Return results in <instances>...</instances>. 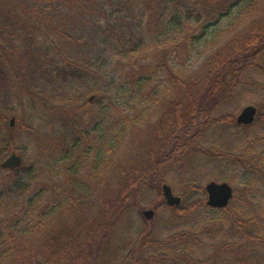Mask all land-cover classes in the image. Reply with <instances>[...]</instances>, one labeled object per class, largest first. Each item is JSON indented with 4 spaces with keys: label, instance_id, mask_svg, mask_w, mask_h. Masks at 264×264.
I'll use <instances>...</instances> for the list:
<instances>
[{
    "label": "trees",
    "instance_id": "1",
    "mask_svg": "<svg viewBox=\"0 0 264 264\" xmlns=\"http://www.w3.org/2000/svg\"><path fill=\"white\" fill-rule=\"evenodd\" d=\"M201 1L200 6V0H0V149L13 150L6 132L12 127L8 115L15 116V124L33 138L37 152L55 158L45 165L47 177L55 173V162L65 163L67 175L53 196L48 195L52 188L35 184L38 188L20 209L18 194L43 175L36 160L10 168L14 178L0 187V200L6 211L20 209V215L31 218L24 231L32 237L42 232L45 240L37 248L0 249V260L264 264V203L256 199L260 191L253 180L264 171V150L250 151L242 145L244 139L217 143L204 141L202 135L211 126L249 131L258 119L237 124L224 103L238 86L250 83L241 73L253 62L250 57L264 50V37L254 38L260 28L252 27L244 43L227 51L219 48L207 59L205 75L186 73L184 64L134 74L125 63H113V55L130 61L159 47L170 56L183 45L195 48L207 28L232 8L260 5L258 0ZM189 19L196 28L188 26ZM108 49L112 55H105ZM12 95L26 98L31 118L44 119L43 131L1 102ZM257 112L264 116V105ZM207 142L213 148L210 162L219 167L213 176L233 189L229 203L214 208L199 198L170 206L180 215H198L186 229L161 238L142 232H137L138 239L117 234V214L127 209L125 202L156 178L173 185L168 171L189 155L203 154L199 149ZM186 183L191 193L204 191L192 180ZM39 198H48L46 207H38ZM2 227L0 223V240ZM9 240L13 242L12 235Z\"/></svg>",
    "mask_w": 264,
    "mask_h": 264
},
{
    "label": "rangeland",
    "instance_id": "2",
    "mask_svg": "<svg viewBox=\"0 0 264 264\" xmlns=\"http://www.w3.org/2000/svg\"><path fill=\"white\" fill-rule=\"evenodd\" d=\"M257 3L260 5H253L252 8H250L251 6L245 7L244 5H239L232 8L230 12L220 18V20L216 22V24H213L209 28H207V31L202 36V40L197 44L195 48L183 45L182 47L180 46L175 48L170 56L168 52H163V49L159 47V49L156 51L133 57L130 59V61H127V58H124L123 56L113 55L114 59L116 60L113 63H125L126 68L129 69V72L134 74L155 73L157 72V70H159L161 65L162 67L167 66L169 68V66L173 63V65L175 64L174 66L176 67L181 66L182 64L186 65L187 67L185 72L188 74L193 71L199 72L201 73V75H205L206 71L203 69L205 68L207 59L216 51L221 50L219 48L223 47L225 51H227L228 48L232 47V45H235L236 43L237 45L240 43H244V37H247L249 35L248 31L254 26L256 27V29L260 28L259 30H261V33H259L260 36L258 37L255 34L254 38L262 39V37H264V12L259 14L261 12V10L259 11V8L264 7V0H258ZM201 4L202 1L200 0L198 5L201 6ZM134 18L129 19V21L133 20ZM192 20L193 19H189L187 24L189 27L196 28L197 24ZM129 21L127 22L128 24L131 23ZM250 36L251 35H249L245 40L248 41ZM146 40H149L150 42L151 37L148 35ZM233 51L234 49H231L230 53H234ZM105 53V55H112V50L108 49ZM250 58H253V62L246 65L247 67L245 69L247 72L242 71L241 73L242 77H245L246 75L250 77V83L244 85L241 84V86H238L237 90H235V93L230 96L229 99L224 103L227 110L232 113L234 112L235 116L237 115V112L240 111V109L245 105L252 104L255 105L257 109L261 108L264 105V50L258 52L256 57L254 54V56ZM237 59L242 58L237 57ZM167 67L166 69H168ZM165 71L167 72V70H164L162 73L165 74ZM82 87H84V85ZM82 87H80L81 89L79 90V92L84 93V89ZM25 99L26 98L12 95L9 96L8 99L5 98L1 100V102L3 101V103H8V105H11L12 108L19 110L18 112L21 114L22 119H24L23 121L25 123L31 124L36 129L43 131L46 128L43 122L44 119L38 120L31 118L30 113L27 111ZM11 116L12 115H8V119H10ZM257 116L258 119L253 123V127H251L249 131L240 129L238 131L234 130V132H231V129L226 128L225 126H211L204 132V134H202L204 135L203 140H209L210 142V140L216 139L217 143H223L224 141L232 139H239V141L240 139H244V142L241 143L242 145H247L250 151L255 152L264 150V116H260L258 112ZM14 119V125L12 127H9L6 132V136L11 137L13 141V143H11L13 144V150L10 149L7 151H1L0 149V162L3 161L8 155H10L9 153L16 152L17 154L21 155L23 164H30L33 160L39 162L40 165L39 167H37L39 168L38 172L39 174L43 175L42 178L34 183L31 188L18 194V199L16 200L18 203L17 207L23 209L27 202L28 196L36 191V188L40 187L39 182L41 185L46 184L48 190L52 188V190L49 191L48 195L53 196L56 193V190L54 188H58L57 185H59L60 187V185L65 183L64 181L66 180L67 175L64 170L65 163L55 162V173H52V175H49V177H47V166L45 165L49 164L51 162V159L55 158L48 157V155H46L42 151L38 153L33 138L31 139L24 130L20 129L18 125L15 124L16 118ZM125 145L127 146V144ZM203 146V148L199 149V151L203 150V154H196L193 156L189 155L187 158H185L186 160L181 163V166L177 164L178 166H173L172 171H168L170 177L174 179L173 185L176 190H174L172 184L168 185L171 186L174 195H178L181 197L179 206H183L190 201L199 200V198L203 200V202H206L207 200L205 190L202 192H198V194H195L194 192L191 193L188 188L189 185L188 183H186L187 180H192L196 185H198V187L199 185L204 186L209 181L219 182L213 176L214 173H218L219 167L218 165L212 164L210 162V160H213L210 157L211 149L209 148H212V145H209V143L207 142L206 144H203ZM198 156H200V161ZM191 159H194V161H191ZM261 172L264 173L263 170H261ZM257 173L259 175H255L253 177L254 183L256 182L258 184L260 191L257 195L258 198L256 199L262 200V202L264 203V178L262 176V173ZM13 178V171H11L10 169L0 168V187L6 188V186H8ZM163 183L165 182H162L161 179L156 178L154 181L147 184V188L145 191L140 192V194L138 193L139 195L135 196L134 199L125 202L127 204L125 206V209H127L124 211L120 210L117 214L119 215V218L116 222L117 234L118 232L122 233L123 235L125 233L126 235L131 234L130 237L138 239V237H136L137 232H142L144 234L149 233L152 237L155 238H161L163 235L168 234L169 232L171 233L175 230L186 229V227L195 220L196 216L198 215L196 211H193L187 215H180L178 213H175L174 210H171L172 208L165 203L161 192V186ZM35 184H37L38 187H35ZM36 203H39L38 207H46L48 198H39ZM20 209L11 210L10 212H8L5 210V206L0 200V223L3 225V230L1 232L2 237L0 240L1 250L12 249L14 247L37 248L39 247L40 243L45 240L42 232L38 234L35 232L32 237L31 234L27 233L29 231H24V228L22 227L26 226L31 218H24L22 215H20ZM146 209H153L152 211L154 212L152 217L148 220L142 215L143 210ZM10 235L13 236L12 243L9 240ZM120 242H122V240ZM122 244L124 246L127 243L124 242ZM8 261L9 260L6 258V256H4V258L0 260V264H10L8 263Z\"/></svg>",
    "mask_w": 264,
    "mask_h": 264
},
{
    "label": "water",
    "instance_id": "3",
    "mask_svg": "<svg viewBox=\"0 0 264 264\" xmlns=\"http://www.w3.org/2000/svg\"><path fill=\"white\" fill-rule=\"evenodd\" d=\"M257 114V108L255 105L248 104L245 105L240 109V111L237 112V115L235 117L237 124H250L254 121ZM9 125H14V117H10L9 119ZM3 161L0 162L1 168H17L22 164V157L21 155L17 154L16 152L9 153ZM171 187L163 183L161 186L162 195L165 200V202L168 205H178L180 203V197L177 195H174L172 192ZM204 189L207 194V200L206 204L210 207L214 208H221L225 207L229 201L231 200L233 196V189L227 182H216V181H209L205 184ZM152 209H146L143 210L142 214L147 218L152 217L153 215Z\"/></svg>",
    "mask_w": 264,
    "mask_h": 264
}]
</instances>
